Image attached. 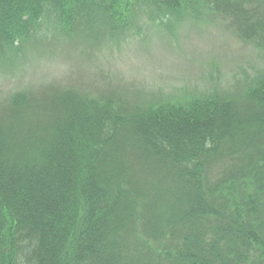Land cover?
Returning a JSON list of instances; mask_svg holds the SVG:
<instances>
[{
	"label": "trees",
	"instance_id": "trees-1",
	"mask_svg": "<svg viewBox=\"0 0 264 264\" xmlns=\"http://www.w3.org/2000/svg\"><path fill=\"white\" fill-rule=\"evenodd\" d=\"M208 9L264 50V0H0V59L45 14L116 34ZM29 96L0 116V264H264V73L171 103Z\"/></svg>",
	"mask_w": 264,
	"mask_h": 264
},
{
	"label": "rangeland",
	"instance_id": "rangeland-1",
	"mask_svg": "<svg viewBox=\"0 0 264 264\" xmlns=\"http://www.w3.org/2000/svg\"><path fill=\"white\" fill-rule=\"evenodd\" d=\"M142 26L143 40L137 36L97 44L81 36L65 41L45 30L46 39L32 42L24 54L17 51L11 63L0 66V116L20 92L28 93L32 102H45L57 91L68 90L90 97L111 96L135 106L182 100L189 93L213 89L240 94L246 83L264 73V50L242 38L233 19L222 12L203 10L197 19L188 16L173 23L167 33L146 21ZM219 170L208 177L216 179ZM142 177L155 184L161 172Z\"/></svg>",
	"mask_w": 264,
	"mask_h": 264
}]
</instances>
